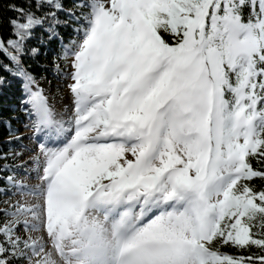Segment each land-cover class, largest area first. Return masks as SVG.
I'll return each instance as SVG.
<instances>
[{
    "label": "snow or ice",
    "instance_id": "1",
    "mask_svg": "<svg viewBox=\"0 0 264 264\" xmlns=\"http://www.w3.org/2000/svg\"><path fill=\"white\" fill-rule=\"evenodd\" d=\"M0 127V264H264V0H0Z\"/></svg>",
    "mask_w": 264,
    "mask_h": 264
},
{
    "label": "trees",
    "instance_id": "2",
    "mask_svg": "<svg viewBox=\"0 0 264 264\" xmlns=\"http://www.w3.org/2000/svg\"><path fill=\"white\" fill-rule=\"evenodd\" d=\"M7 15H11V13H8ZM15 126L20 127V129H24L22 125H15ZM19 134L24 136V133H22L21 131ZM8 139H9V136H8L7 131L3 127H0V154L4 152H8L10 149L12 151H18L20 149L19 145L17 144L15 140H13V143L9 145L7 143ZM21 161L22 160L17 161L16 163H20ZM7 199H8V196L0 194V210L4 208L5 205L3 202L6 201Z\"/></svg>",
    "mask_w": 264,
    "mask_h": 264
},
{
    "label": "rangeland",
    "instance_id": "3",
    "mask_svg": "<svg viewBox=\"0 0 264 264\" xmlns=\"http://www.w3.org/2000/svg\"><path fill=\"white\" fill-rule=\"evenodd\" d=\"M47 75H48V79L51 81V88H52V91L55 92V91H56V86L60 83V81L54 79L53 76H52V74H51L50 72H49ZM45 87H48V85L46 84ZM63 96H64L63 103H65V104L68 103V95H67V90H66V89H64V91H63ZM20 131H21L22 133H24V136H27V135L29 134V130H27V129H25V128H24V129H20ZM22 142H23V144L26 145L27 147H32V143H31V141L25 139V140H23ZM18 151H22V149H19ZM28 155H30V154L26 153L23 157H21V160H22V161H23V160H27V159H28ZM21 178L27 180V178H24V177L22 176V174H21ZM27 182L31 183L32 181H27ZM18 198H19L18 196H16V195H12L11 197H8L7 200H9V201H15V200H17Z\"/></svg>",
    "mask_w": 264,
    "mask_h": 264
}]
</instances>
